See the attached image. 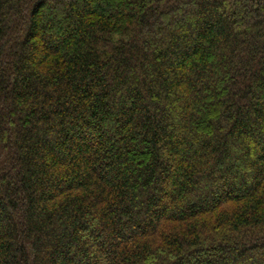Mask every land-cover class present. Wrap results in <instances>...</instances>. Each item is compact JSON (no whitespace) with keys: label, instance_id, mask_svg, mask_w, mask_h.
I'll list each match as a JSON object with an SVG mask.
<instances>
[{"label":"trees","instance_id":"obj_1","mask_svg":"<svg viewBox=\"0 0 264 264\" xmlns=\"http://www.w3.org/2000/svg\"><path fill=\"white\" fill-rule=\"evenodd\" d=\"M0 264H264V0H0Z\"/></svg>","mask_w":264,"mask_h":264}]
</instances>
